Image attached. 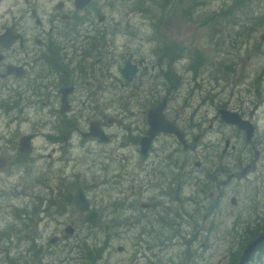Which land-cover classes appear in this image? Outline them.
Returning a JSON list of instances; mask_svg holds the SVG:
<instances>
[{"label": "rangeland", "instance_id": "1", "mask_svg": "<svg viewBox=\"0 0 264 264\" xmlns=\"http://www.w3.org/2000/svg\"><path fill=\"white\" fill-rule=\"evenodd\" d=\"M110 2L113 3L111 16L120 22L117 26L122 31L125 24H129V27L115 38L113 44L108 42V51L116 47V53L130 50L129 53L135 58L141 56L148 63H155L154 59L158 57L156 37L160 34L168 36L166 44H174L176 49H172L175 53L168 60L169 65L163 72L169 76H164V79H168L169 87H173V91L176 89L174 93L179 95L176 99L189 100L188 93H192L190 102L194 104L200 100H210L213 108L222 105L229 108L244 105L248 109H256L253 122L256 126L254 139L257 143L254 150L258 155L248 179L263 180L264 25L250 24L244 29L242 26L251 13L264 9V0H250V4L242 9V12L239 0ZM196 59L203 63L200 64ZM199 65L202 66L199 68ZM161 79L162 77L156 74L149 79L146 87L151 90L158 88L163 82ZM212 106L208 107L209 119L212 117ZM40 119L42 118L39 116L35 121ZM186 123L189 124L187 121L183 124ZM202 125L206 128L207 121ZM236 136L232 129L216 120L213 121L211 130L206 129L203 137L199 138V145L213 147L211 151L215 154L210 160L213 162V172L220 164L225 167L231 165L236 156L242 153L243 145ZM227 138H230V144L235 145V150L230 151V155L223 160L219 152L223 146L222 142ZM43 140L36 139L38 150L33 154L36 163L31 174L24 175L23 168H17L11 178L0 182V185L8 184L10 189L13 185L18 187L22 183L23 194H19L16 199L7 200L0 196V264H8L9 260L15 262L16 258L32 249H36L39 256L40 248H48V257L42 258L44 264H235L245 246L244 243L256 233L257 227L253 225L255 219H260V226L263 224L264 228V192L261 194L262 203H258L249 217H244L242 211L243 198L255 188V182H248L247 185L244 181H231L224 200L233 197L231 200L235 198L237 205L224 209L235 212L226 218H223L222 213L214 215L211 221L204 224L205 226L212 223V232L208 235L202 233L201 236H196L197 230L203 226L200 217H183L176 220L173 212L177 207L168 201L166 193L161 198L157 197L161 190L156 185L150 188L148 195L142 194L147 200L155 198L165 202L163 212L159 210L158 215L162 218L157 219L158 222L152 225V230H148L149 238V234H140L144 227L147 230V226L142 215L137 214L142 211L134 207L136 201L132 204V194L140 192V185L133 184L132 181L144 179L145 171L148 170L147 166L144 170L141 169V159L132 154L130 160L128 151L117 152V155L110 151L107 158L111 160H103L98 152L101 148L99 145L85 143V148H82L77 143L79 139L74 137L67 163L63 166L54 163L53 166L47 167L49 162L45 156L52 154V147L43 146ZM169 142L162 146L160 140L156 148L157 153H150L149 168L153 172L163 170L170 174L167 178L172 179L173 185L178 180L183 181L181 198L190 199L195 186L193 180L199 175L186 176L183 172L193 171V156L181 151L172 140ZM109 146L113 147L112 144ZM109 146H106V149H109ZM173 150L175 154L168 156ZM253 153L251 150V158ZM174 164H177V167L181 165L182 170L172 169ZM201 164L202 170L209 168L206 162ZM223 177L219 176L217 180H223ZM36 180L38 184L34 183ZM169 181L166 180L163 185L165 189L168 188ZM142 185L145 186V183ZM76 187L84 190L85 198L91 206L89 213L80 214L70 204L67 212L62 214L52 206L47 209V215L42 219L44 214L39 211L40 200H61L66 190L71 195ZM0 189H3L2 186ZM130 205H133L134 209ZM187 207H184L185 212L189 211ZM131 209L132 212H129ZM233 216L237 217L236 222L247 219L248 226L236 225L235 222L233 230ZM128 221L132 223L131 230L126 229L125 223ZM178 223L180 231L175 239H171L174 224ZM67 224L74 230L72 235L63 238V227ZM231 235L234 238L233 243ZM53 236L58 238L57 242L48 244L47 241ZM201 243L205 245L202 246ZM133 244L141 248L137 250L138 256L135 260ZM144 255L147 257L144 258ZM92 258L94 259L91 260ZM248 264H264V255L257 250Z\"/></svg>", "mask_w": 264, "mask_h": 264}, {"label": "flooded vegetation", "instance_id": "2", "mask_svg": "<svg viewBox=\"0 0 264 264\" xmlns=\"http://www.w3.org/2000/svg\"><path fill=\"white\" fill-rule=\"evenodd\" d=\"M75 1L0 0V182L11 178L17 168H23L24 175L32 173L36 163L33 154L38 150L36 139H44L43 146L52 147L50 149L52 154L45 156L49 162L47 167H51L54 163H60L62 166L67 163L69 150L73 147L72 138L77 137V140L79 139L77 143L82 148H85L83 147L85 143L99 145L101 148L98 152L103 160H111L107 158L110 151L115 155L117 152L128 151L130 160L132 154L142 160V170L147 166L145 178L132 181L133 184L140 185V192L132 194V204L136 201L134 207L142 211L137 214L142 215L147 226V230L144 227L140 234H149L148 230H152V225L158 222L157 219L162 218L158 215L159 210L163 212L165 202L155 198L147 200L142 195H148L150 188L156 185L161 190L157 197L161 198L166 193L168 201L177 207L174 215L172 214L177 217L176 220L183 217L187 219L200 217L203 226L197 230L196 236L212 232V223L205 226L204 224L211 221L214 215L222 213L223 218H226L235 212L224 209L237 205L235 198L234 204L232 203L233 197L224 200L231 181H244L247 185L248 182L256 183L251 193L243 198L242 211L244 217H249L258 203H262L261 194L264 192V179L257 178V181L248 179L258 155L254 150L257 143L254 139L256 126L253 122L256 109H248L244 105L233 108L222 105L213 108L210 100H200L194 104L190 102L192 93H188L189 100L176 99L175 97L179 95H175L176 89L173 91V88L169 87L168 79H164L163 72L169 65L168 60L175 53L171 51L175 45L166 44L168 36L160 34L158 38L156 37L158 58L155 57V63H148L141 56L135 58L129 53L130 50L116 53L118 51L116 47L108 51V42L113 44L118 35L127 31L129 24H125L123 31L117 26L120 22L111 16L113 3L110 0H88L80 5ZM126 62L135 67L134 74L129 80L121 75V68ZM155 73L162 77L163 82L158 88L151 90L146 85L149 79L156 75ZM160 104L164 119L172 122L183 133L186 147L183 148L172 135L160 133L152 139L149 148L142 155L139 142L148 130V111ZM211 106L212 117L209 119L208 107ZM221 109L236 113L253 128L250 140L246 141L242 131L221 122L235 132L243 147L242 153L236 156L231 165L225 167L220 164L213 172V162L210 161L215 154L211 151L213 147L201 146L198 140L203 137L206 129L211 130L213 121L219 120L217 112ZM39 116L42 119L35 121ZM184 121L189 124H183ZM206 121L208 125L204 128L202 124ZM199 122L202 124L199 125ZM90 125L105 135V139L89 136ZM23 138H26L25 146L24 143L20 145ZM160 140L162 146H166L172 140L181 151L192 154L194 169L183 172L186 176L199 175L193 180L195 186L190 199L181 198L183 181L178 180L173 185L172 179L167 178L170 174L163 170L157 172L150 170L148 159L150 153H157L156 148ZM229 140L230 138H227L222 142L219 156L223 160L230 155V151L235 150V145L230 144ZM111 144L113 147L109 146ZM106 146H109V149H106ZM22 148L24 150L26 148V153L21 150ZM251 150L254 152L253 158L250 155ZM171 154H175V150L168 156ZM201 162H206L209 168L202 170ZM176 165L174 164L172 169L182 170L181 165L179 167ZM219 176L225 178L217 180ZM166 180L170 181L168 188L165 189L163 185L166 184ZM34 183L38 184V181ZM142 183H145V186ZM0 186L3 188L0 189V196L6 200L16 199L19 194L23 196L22 183L18 187L13 185L12 189L8 188V184ZM177 186L178 201L175 200ZM71 195L66 190L61 200H40L39 211L44 214L41 216L42 219L47 215V209L52 206L56 208L58 203H61L67 212L71 204ZM212 200L214 201L211 202ZM88 206L90 210L89 202ZM185 206H188L189 211H184ZM130 207L134 209L133 205ZM89 210L87 213L91 211ZM129 212H132V209ZM189 212L191 214H188ZM233 217L234 230L237 217ZM208 218L210 220L207 221ZM236 223L244 227L249 224L247 219L243 222L238 220ZM260 223V219H255L253 223L257 227L256 233L263 228V224L260 226ZM131 225L129 221L126 222V229L131 230ZM178 225L179 223L174 224L171 239H175L179 233ZM148 237L150 238V234ZM231 242H234L233 236ZM249 242L250 240L246 241L244 245ZM138 249L141 248L133 244L135 253L133 260L138 256ZM39 250L41 251L39 256L38 251L32 249L16 258L15 262L9 260L8 264H44L42 258L48 257V248ZM145 257L147 256L144 255ZM130 259L132 261V256Z\"/></svg>", "mask_w": 264, "mask_h": 264}, {"label": "water", "instance_id": "3", "mask_svg": "<svg viewBox=\"0 0 264 264\" xmlns=\"http://www.w3.org/2000/svg\"><path fill=\"white\" fill-rule=\"evenodd\" d=\"M88 0H76L79 5L81 3H85ZM79 7V6H78ZM263 39V38H262ZM135 67L129 65V63H125L124 66L121 68V75L124 79L129 80L130 77L134 74ZM162 104L157 105L156 107L151 108L147 114V124L148 130L145 133V136L139 142V150L142 155L145 154L147 149L149 148L151 140L158 135L159 133L168 134L175 137L177 142L182 145L183 148L186 147L185 140L183 139V133L172 123L168 122L164 119L162 112H161ZM219 120L227 125L235 127L236 129L242 131L245 136V140L249 141L252 134V125L246 121L242 120L236 113L230 112L225 109L218 110L217 112ZM89 136L91 137H98L101 140H104L105 137L99 131H96L93 128V125H90L89 129ZM20 145L24 143L26 145V138L21 139ZM24 150L23 148L21 149ZM26 148L23 152L26 153ZM177 192L178 186L175 189V200H177ZM178 201V200H177ZM234 203V199L231 200ZM71 205L74 209L79 211L80 213L86 212L88 209V203L84 197L83 191L81 188H77L72 196H71ZM59 212H64V206L61 203L57 204ZM66 234H72V229L70 227H66L64 229ZM57 240L56 237H52L49 239L48 243L53 244ZM264 242V231L250 240L249 243L245 245V247L241 250L238 260L235 264H246L251 259L253 253ZM120 250V248H119Z\"/></svg>", "mask_w": 264, "mask_h": 264}, {"label": "trees", "instance_id": "4", "mask_svg": "<svg viewBox=\"0 0 264 264\" xmlns=\"http://www.w3.org/2000/svg\"><path fill=\"white\" fill-rule=\"evenodd\" d=\"M238 1V0H237ZM239 2L241 3H239V8H240V11L242 10V9H245L246 8V6L247 5H249L250 3V0H239ZM237 6V5H236ZM235 6V7H236ZM238 7V6H237ZM242 12V11H241ZM248 13V12H247ZM251 24V26H256L257 24H260V25H264V9L263 10H261V11H259V12H253V13H251V15H250V17L249 18H246V21L244 20V23H243V26H242V29H244V27H246V26H248V25H250ZM157 48V50H156V54H157V56H158V45L156 46ZM171 51L173 52V50L171 49ZM199 57V56H198ZM200 57H201V55H200ZM158 58V57H157ZM200 59H202V57L200 58ZM196 60H198V62L200 63V64H202L203 62L201 61V60H199V59H196ZM202 62V63H201ZM200 66H202V65H199V68H200ZM194 69V68H193ZM224 69H226V68H224ZM194 70H196V69H194ZM226 73V72H225ZM225 75V74H224ZM222 79H225V78H222ZM177 85V84H176ZM175 85V86H176ZM173 88V87H172ZM264 231V228H262L261 229V231L259 232V233H255V234H253L251 237H250V239L249 240H251V239H253L254 237H256L257 235H259L260 233H262ZM264 245V243L262 244V245H260L259 247H257V250L259 251V253L260 254H263L264 255V248H262V247H264L263 246ZM261 247V248H260ZM260 248V249H259ZM94 258H92L91 260H93ZM246 264H248V263H246Z\"/></svg>", "mask_w": 264, "mask_h": 264}, {"label": "bare ground", "instance_id": "5", "mask_svg": "<svg viewBox=\"0 0 264 264\" xmlns=\"http://www.w3.org/2000/svg\"><path fill=\"white\" fill-rule=\"evenodd\" d=\"M202 63V62H201ZM165 74V73H164ZM169 74H170V71H169ZM165 76H168V75H165ZM169 77V76H168ZM176 79V77H174ZM168 82V81H167ZM169 83V82H168ZM181 85V84H180ZM256 85V84H255ZM158 100V99H157ZM36 215V214H35Z\"/></svg>", "mask_w": 264, "mask_h": 264}]
</instances>
